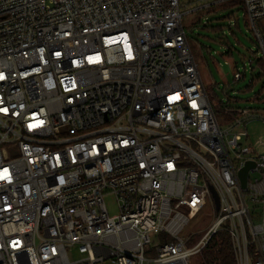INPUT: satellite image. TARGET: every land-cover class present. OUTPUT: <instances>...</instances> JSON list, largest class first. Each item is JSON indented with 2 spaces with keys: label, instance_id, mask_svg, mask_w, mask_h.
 Segmentation results:
<instances>
[{
  "label": "built area",
  "instance_id": "obj_1",
  "mask_svg": "<svg viewBox=\"0 0 264 264\" xmlns=\"http://www.w3.org/2000/svg\"><path fill=\"white\" fill-rule=\"evenodd\" d=\"M240 2L264 65V0ZM186 15L181 0H0V264H188L221 232L235 264H264V155L243 130L264 115L219 125Z\"/></svg>",
  "mask_w": 264,
  "mask_h": 264
},
{
  "label": "rangeland",
  "instance_id": "obj_2",
  "mask_svg": "<svg viewBox=\"0 0 264 264\" xmlns=\"http://www.w3.org/2000/svg\"><path fill=\"white\" fill-rule=\"evenodd\" d=\"M211 1L181 0V10L187 11L183 25L188 43L205 88L220 105L216 119L224 127L228 121L223 113L226 109L250 108L264 115V73L242 7L234 2L214 6ZM257 24L262 29L263 21ZM236 72L241 74L239 81H234ZM243 130L254 153L264 155V121L250 120ZM105 201L109 214H117L113 199L109 196ZM208 212L204 209L183 230L181 236L189 238L188 247L197 243L212 222ZM204 263L202 252L191 256L188 264Z\"/></svg>",
  "mask_w": 264,
  "mask_h": 264
},
{
  "label": "trees",
  "instance_id": "obj_3",
  "mask_svg": "<svg viewBox=\"0 0 264 264\" xmlns=\"http://www.w3.org/2000/svg\"><path fill=\"white\" fill-rule=\"evenodd\" d=\"M228 2H234V4L241 6L240 0H231ZM260 66L264 73V65L262 62ZM202 252L205 257L204 264H235L230 241L223 232L214 236Z\"/></svg>",
  "mask_w": 264,
  "mask_h": 264
},
{
  "label": "water",
  "instance_id": "obj_4",
  "mask_svg": "<svg viewBox=\"0 0 264 264\" xmlns=\"http://www.w3.org/2000/svg\"><path fill=\"white\" fill-rule=\"evenodd\" d=\"M254 166V163L252 162H246L245 166L240 170L239 172V179H240V183H241V187L245 188L246 187V179H247V173L248 170ZM215 195V194H214ZM216 197V195H215ZM217 202V206H218V201Z\"/></svg>",
  "mask_w": 264,
  "mask_h": 264
}]
</instances>
